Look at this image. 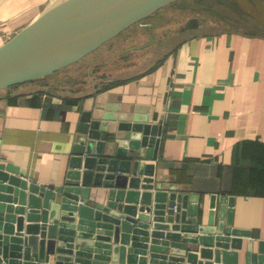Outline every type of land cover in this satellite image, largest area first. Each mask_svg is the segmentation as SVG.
Instances as JSON below:
<instances>
[{
  "label": "crops",
  "instance_id": "crops-1",
  "mask_svg": "<svg viewBox=\"0 0 264 264\" xmlns=\"http://www.w3.org/2000/svg\"><path fill=\"white\" fill-rule=\"evenodd\" d=\"M55 1L0 0V35L11 38ZM103 80L89 90L51 81L0 89V163L23 171L28 182L55 187L71 169L83 111L106 129L107 145L98 151L108 155L123 126L159 125L157 157L141 149L155 183L199 196L206 212L212 195L215 209L225 197L226 217L251 232L240 236L241 263L250 243L264 256V34L233 29L184 37L146 70ZM110 189L92 187L91 200L106 202Z\"/></svg>",
  "mask_w": 264,
  "mask_h": 264
},
{
  "label": "water",
  "instance_id": "water-1",
  "mask_svg": "<svg viewBox=\"0 0 264 264\" xmlns=\"http://www.w3.org/2000/svg\"><path fill=\"white\" fill-rule=\"evenodd\" d=\"M176 1L57 0L0 45V89L54 73ZM159 128L123 126L124 137L108 155L98 151L107 145L106 129L83 111L71 169L55 187L28 182L1 162L0 264H264L251 243L241 263L240 236L251 232L226 217L225 197L215 209L212 195L206 212L199 196L155 183L154 165L141 163V149L157 157ZM101 186L111 187L108 200H91L92 187Z\"/></svg>",
  "mask_w": 264,
  "mask_h": 264
},
{
  "label": "rangeland",
  "instance_id": "rangeland-1",
  "mask_svg": "<svg viewBox=\"0 0 264 264\" xmlns=\"http://www.w3.org/2000/svg\"><path fill=\"white\" fill-rule=\"evenodd\" d=\"M233 29L264 34V0H178L41 81L93 89L146 70L184 37Z\"/></svg>",
  "mask_w": 264,
  "mask_h": 264
},
{
  "label": "trees",
  "instance_id": "trees-1",
  "mask_svg": "<svg viewBox=\"0 0 264 264\" xmlns=\"http://www.w3.org/2000/svg\"><path fill=\"white\" fill-rule=\"evenodd\" d=\"M249 33H256V32H249ZM43 78H45V77H43ZM42 78H39V79H34V80H31V81H28V82H24V83H20V84H26V83H38V84H40V83H42ZM44 81V80H43ZM113 82H116V81H112L111 83H109V84H113ZM16 85H19V84H16Z\"/></svg>",
  "mask_w": 264,
  "mask_h": 264
},
{
  "label": "built area",
  "instance_id": "built-area-1",
  "mask_svg": "<svg viewBox=\"0 0 264 264\" xmlns=\"http://www.w3.org/2000/svg\"><path fill=\"white\" fill-rule=\"evenodd\" d=\"M6 38L3 37L2 35H0V45H2L3 43H5Z\"/></svg>",
  "mask_w": 264,
  "mask_h": 264
},
{
  "label": "bare ground",
  "instance_id": "bare-ground-1",
  "mask_svg": "<svg viewBox=\"0 0 264 264\" xmlns=\"http://www.w3.org/2000/svg\"><path fill=\"white\" fill-rule=\"evenodd\" d=\"M56 1H57V0H56ZM56 1H55V2H56ZM55 2H54V3H55ZM54 3H53V4H54Z\"/></svg>",
  "mask_w": 264,
  "mask_h": 264
}]
</instances>
